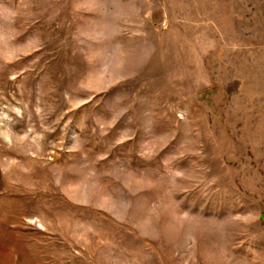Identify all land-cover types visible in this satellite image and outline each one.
<instances>
[{"label":"rangeland","instance_id":"1","mask_svg":"<svg viewBox=\"0 0 264 264\" xmlns=\"http://www.w3.org/2000/svg\"><path fill=\"white\" fill-rule=\"evenodd\" d=\"M0 264H264V0H0Z\"/></svg>","mask_w":264,"mask_h":264}]
</instances>
